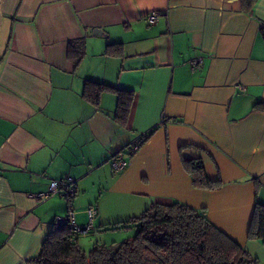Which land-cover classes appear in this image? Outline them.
<instances>
[{"label": "crops", "instance_id": "0c3cea01", "mask_svg": "<svg viewBox=\"0 0 264 264\" xmlns=\"http://www.w3.org/2000/svg\"><path fill=\"white\" fill-rule=\"evenodd\" d=\"M262 27L264 0H0V264H31L69 209L84 227L95 207L101 228L173 201L204 209L264 264L247 236L264 204ZM87 80L133 91L125 125L114 92L97 105L83 96ZM143 134L116 169L114 154ZM190 159L221 185L195 187ZM67 177L71 199L32 196Z\"/></svg>", "mask_w": 264, "mask_h": 264}, {"label": "trees", "instance_id": "16d2710c", "mask_svg": "<svg viewBox=\"0 0 264 264\" xmlns=\"http://www.w3.org/2000/svg\"><path fill=\"white\" fill-rule=\"evenodd\" d=\"M254 0H242L243 7L250 10ZM264 37V27L260 30ZM83 53V41H70ZM115 51L116 44H109ZM78 58H76L77 62ZM116 94L113 118L121 125L128 119L134 93L103 82L87 80L83 96L93 104L99 103L102 92ZM253 108L264 110L259 101ZM115 155V154H114ZM192 183L198 188L214 189L221 185L219 179H210L200 159L184 162ZM108 225V224H107ZM106 226V225H105ZM109 228L134 227L135 234L117 245L109 246L95 242L85 251L78 243L67 222H56L42 240L39 252L28 259L31 264H259L240 244L212 223L204 209L187 204L151 203L138 215L124 221L111 223ZM247 236L264 244V204L256 201L248 227Z\"/></svg>", "mask_w": 264, "mask_h": 264}, {"label": "built area", "instance_id": "2783aa9c", "mask_svg": "<svg viewBox=\"0 0 264 264\" xmlns=\"http://www.w3.org/2000/svg\"><path fill=\"white\" fill-rule=\"evenodd\" d=\"M160 14H161L160 11H152L150 13H147L145 16L146 21L149 24H154L157 22ZM198 61L199 59L193 58L192 64H196ZM164 120L165 118L162 117L161 122L163 123ZM146 136L147 134H143L138 140L132 142L126 148L115 153V155L112 157L113 166L116 169H121L126 164L125 156L135 153L136 150L141 146V144L145 140ZM75 192H76V188L74 186L73 179L70 177H67L61 180H52L49 183L47 191L36 193V194H33L32 196L39 198V199H46L53 193H60L64 195L65 197H67L68 199H71L74 196ZM86 211H87L89 221H88V224L85 225L84 227H80L75 223L74 213H73V210L71 209H69L66 216L57 217L56 221L62 222V223L67 222L68 226L72 229L73 233L79 236L81 234H85L89 232L92 218L96 214V209L93 206L88 207Z\"/></svg>", "mask_w": 264, "mask_h": 264}, {"label": "rangeland", "instance_id": "374dc122", "mask_svg": "<svg viewBox=\"0 0 264 264\" xmlns=\"http://www.w3.org/2000/svg\"><path fill=\"white\" fill-rule=\"evenodd\" d=\"M109 225L111 224L104 225L101 228H94L91 225L88 233L79 235L78 243L85 251H88L92 248L95 242L114 246L135 234L134 227L109 228Z\"/></svg>", "mask_w": 264, "mask_h": 264}, {"label": "water", "instance_id": "95a60500", "mask_svg": "<svg viewBox=\"0 0 264 264\" xmlns=\"http://www.w3.org/2000/svg\"><path fill=\"white\" fill-rule=\"evenodd\" d=\"M93 33H94V34H99V33H101V30L98 29V28H94V29H93Z\"/></svg>", "mask_w": 264, "mask_h": 264}]
</instances>
